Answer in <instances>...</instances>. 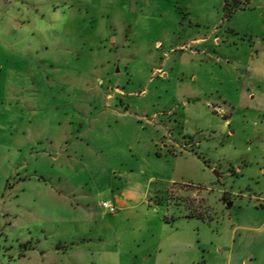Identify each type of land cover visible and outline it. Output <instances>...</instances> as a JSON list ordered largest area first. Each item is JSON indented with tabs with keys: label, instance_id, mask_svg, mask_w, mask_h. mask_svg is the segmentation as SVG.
I'll use <instances>...</instances> for the list:
<instances>
[{
	"label": "rangeland",
	"instance_id": "obj_1",
	"mask_svg": "<svg viewBox=\"0 0 264 264\" xmlns=\"http://www.w3.org/2000/svg\"><path fill=\"white\" fill-rule=\"evenodd\" d=\"M239 1L0 0V264H264V0Z\"/></svg>",
	"mask_w": 264,
	"mask_h": 264
},
{
	"label": "crops",
	"instance_id": "obj_2",
	"mask_svg": "<svg viewBox=\"0 0 264 264\" xmlns=\"http://www.w3.org/2000/svg\"><path fill=\"white\" fill-rule=\"evenodd\" d=\"M135 200V197L133 193H131L129 190L123 189L120 194L115 195L110 199V204L114 205L117 209L116 213L119 212H126L129 209H132L134 206L129 205V202ZM107 202V201H106ZM108 202V203H109ZM146 202L145 195L141 196L139 199V202L137 205L144 204ZM99 207L101 208V204H99ZM109 215V214H108ZM102 217H107V213L104 211Z\"/></svg>",
	"mask_w": 264,
	"mask_h": 264
},
{
	"label": "built area",
	"instance_id": "obj_3",
	"mask_svg": "<svg viewBox=\"0 0 264 264\" xmlns=\"http://www.w3.org/2000/svg\"><path fill=\"white\" fill-rule=\"evenodd\" d=\"M101 208L108 214H114L117 212L116 207L108 202H102Z\"/></svg>",
	"mask_w": 264,
	"mask_h": 264
},
{
	"label": "trees",
	"instance_id": "obj_4",
	"mask_svg": "<svg viewBox=\"0 0 264 264\" xmlns=\"http://www.w3.org/2000/svg\"><path fill=\"white\" fill-rule=\"evenodd\" d=\"M239 4H241V2L239 1V0H234V6L235 7H238L239 6ZM227 5V4H226ZM188 217H193V216H188ZM199 217V216H198Z\"/></svg>",
	"mask_w": 264,
	"mask_h": 264
}]
</instances>
